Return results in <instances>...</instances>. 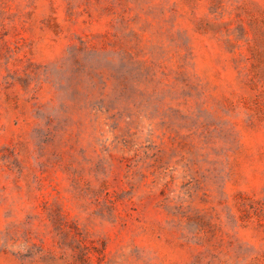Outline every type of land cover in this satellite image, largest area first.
Segmentation results:
<instances>
[{
    "label": "rangeland",
    "instance_id": "374dc122",
    "mask_svg": "<svg viewBox=\"0 0 264 264\" xmlns=\"http://www.w3.org/2000/svg\"><path fill=\"white\" fill-rule=\"evenodd\" d=\"M0 264H264V0H0Z\"/></svg>",
    "mask_w": 264,
    "mask_h": 264
}]
</instances>
